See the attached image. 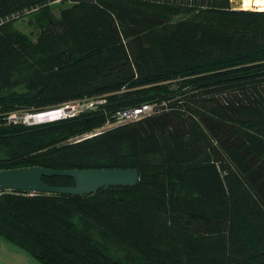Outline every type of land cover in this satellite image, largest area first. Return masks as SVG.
<instances>
[{
    "label": "trees",
    "instance_id": "trees-1",
    "mask_svg": "<svg viewBox=\"0 0 264 264\" xmlns=\"http://www.w3.org/2000/svg\"><path fill=\"white\" fill-rule=\"evenodd\" d=\"M55 1L69 0H0V169L136 168L140 181L4 191L0 236L41 264H264V10L71 0L35 41L12 33ZM92 98L104 102L74 116L8 120ZM145 104L136 121L82 135Z\"/></svg>",
    "mask_w": 264,
    "mask_h": 264
},
{
    "label": "water",
    "instance_id": "water-1",
    "mask_svg": "<svg viewBox=\"0 0 264 264\" xmlns=\"http://www.w3.org/2000/svg\"><path fill=\"white\" fill-rule=\"evenodd\" d=\"M63 109L62 107L36 112L32 115ZM33 119L32 123L56 120ZM70 176L75 184L72 186H54L44 181V177ZM140 174L136 168H96V169H51L43 166H28L0 169V194L7 190L26 193H68L71 195L89 194L105 186L136 185Z\"/></svg>",
    "mask_w": 264,
    "mask_h": 264
},
{
    "label": "rangeland",
    "instance_id": "rangeland-1",
    "mask_svg": "<svg viewBox=\"0 0 264 264\" xmlns=\"http://www.w3.org/2000/svg\"><path fill=\"white\" fill-rule=\"evenodd\" d=\"M231 2L233 3L234 8L243 9L242 8L243 5H242L241 0H239V1L238 0H231ZM72 6H73V2L71 0H69V1H55V2L50 3L47 7L43 8V9L34 10L31 12L25 13L24 15L17 16V18L15 17L14 21L12 22V25H11L12 30L11 31L15 36L26 37L28 39L35 41L44 25H47V23H49L51 21V19L52 20L60 19L63 16V13L65 11H67ZM243 10L258 11V8L257 7H250L248 9H243ZM13 91L16 92L19 96H24V95H27L28 93H30L27 90V88L22 84L16 86L13 89ZM93 100L96 101L98 99L92 98V99L78 100L76 103V107L74 108L73 112H77V114H78L79 112H81V109H86L89 106L90 101H93ZM71 110H72V108H71ZM16 112L18 113V115L20 116L22 121L26 118L27 115L34 114L31 111H26L25 109H19ZM55 113L61 114L60 111L59 112L55 111ZM67 113L69 114L70 112L67 111ZM64 114H65V112H64ZM54 115H58V114H54ZM32 119H34V117L29 119V121L31 122V124H35V123H32L33 122ZM58 119H61V118H58ZM45 122H47V121H45ZM22 123L30 124L27 122H22ZM108 127H109V125L106 123L103 126H101L100 128L107 129ZM100 128H98V129H100ZM98 129H96V130H98ZM95 131H93V132H95ZM89 134L90 133H85L82 135L87 136ZM77 137H79V136L72 137V138L68 139V141H72V140L76 139ZM1 156H3V152L0 151V157ZM0 241H4L6 243H13V242L5 239V238H2V236H0ZM10 245H15V244L13 243ZM14 247H17V249H20L22 251L21 252L22 254L14 255L10 252V255L8 256L9 257L8 264H41L37 259H35L33 256H31L29 254V252L26 251L24 248L17 246V245H15Z\"/></svg>",
    "mask_w": 264,
    "mask_h": 264
},
{
    "label": "built area",
    "instance_id": "built-area-1",
    "mask_svg": "<svg viewBox=\"0 0 264 264\" xmlns=\"http://www.w3.org/2000/svg\"><path fill=\"white\" fill-rule=\"evenodd\" d=\"M102 102H104V99H98L96 101H94V100L90 101V104L87 108H94L96 106V104L102 103ZM76 103H77V101H72V102L65 103L63 106H61L63 109L70 112L69 114L65 113V115L61 118L68 117V116L70 117V116H74L75 114H77V112H73L74 108L76 107ZM71 108H72V110H71ZM153 109H154V106L150 105V104H145L142 106L123 109L115 115L114 120L107 122V124L109 125L108 128L113 127V126H117V125H121V124H125L128 122L136 121V120L146 116L147 114L151 113L153 111ZM82 110H84V109H81V111ZM29 116H31V114L27 115L26 118L22 121L20 116L18 115V113L16 111H14V112L9 114L8 120H9V122H13V123L27 122V123L31 124V122L28 119ZM102 130H105V129L100 128V129L96 130L95 132L90 133L87 136L96 135V134L100 133Z\"/></svg>",
    "mask_w": 264,
    "mask_h": 264
},
{
    "label": "bare ground",
    "instance_id": "bare-ground-1",
    "mask_svg": "<svg viewBox=\"0 0 264 264\" xmlns=\"http://www.w3.org/2000/svg\"><path fill=\"white\" fill-rule=\"evenodd\" d=\"M239 1V0H238ZM242 1V8L243 9H248L250 7H257L258 10L263 11L264 10V0H241ZM55 111L57 112H61V114L59 113H55ZM55 111H50V112H46V113H42L40 115H32L29 116L28 119H31L34 117L35 120H44V119H49V118H61L63 117L65 113H67L65 109H60V110H55ZM54 114H58V115H54ZM33 120V119H32Z\"/></svg>",
    "mask_w": 264,
    "mask_h": 264
},
{
    "label": "crops",
    "instance_id": "crops-1",
    "mask_svg": "<svg viewBox=\"0 0 264 264\" xmlns=\"http://www.w3.org/2000/svg\"><path fill=\"white\" fill-rule=\"evenodd\" d=\"M3 238V237H2ZM13 243H6L4 241H0V264H8L10 252L14 255L22 254L20 249L14 247L15 245H10ZM12 259V258H11Z\"/></svg>",
    "mask_w": 264,
    "mask_h": 264
}]
</instances>
